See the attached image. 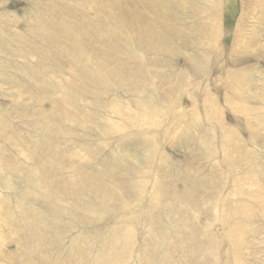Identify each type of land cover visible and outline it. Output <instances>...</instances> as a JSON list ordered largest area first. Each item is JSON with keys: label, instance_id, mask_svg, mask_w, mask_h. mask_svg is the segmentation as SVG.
Segmentation results:
<instances>
[{"label": "rangeland", "instance_id": "rangeland-1", "mask_svg": "<svg viewBox=\"0 0 264 264\" xmlns=\"http://www.w3.org/2000/svg\"><path fill=\"white\" fill-rule=\"evenodd\" d=\"M171 1L182 5L181 17L169 5L149 14L159 25L153 35L169 47H130L147 59L142 81L124 76L131 60L119 69L105 61L98 79L84 67L77 80L92 94L83 98L66 85L76 56L64 28L76 3L0 0V264H16L25 232L16 206L49 212L50 189L39 187L27 205L33 190L24 184L39 179L44 127L62 141L52 144L56 169L72 175L78 159L119 162L125 185L113 189L118 201L102 219L84 199L87 207L66 214L53 233L56 248L31 251L27 264H137L142 244L156 246L163 264H264V0ZM86 32L72 30L84 43Z\"/></svg>", "mask_w": 264, "mask_h": 264}, {"label": "bare ground", "instance_id": "bare-ground-1", "mask_svg": "<svg viewBox=\"0 0 264 264\" xmlns=\"http://www.w3.org/2000/svg\"><path fill=\"white\" fill-rule=\"evenodd\" d=\"M73 1L76 4L69 6L67 9V23L65 24L66 28L64 29L68 34L67 37H69V39L65 41L68 46H71L70 48L72 49L71 52L73 53V56H76V73L66 85L81 89L80 91L83 98L86 94H92V90L90 89L91 87L89 88V86L86 85L82 86L79 83L80 81L77 80L79 75L84 77L82 71H80L84 67H89L90 70H93L95 73L94 77L98 79L99 76H97L98 73H96V70L99 69L105 61L110 62L112 68L119 69V66H121V68L124 66L121 63L122 61L131 60L132 67L127 66L121 69L124 76L129 79L133 78L135 80L142 81L140 76L141 73L143 74L145 69L144 65H146L147 59L143 57L139 58L136 54V50L146 49L149 51L152 50L153 47L168 43V46H164L165 49H167L171 43V41H167L168 39L163 38L162 36L160 38L157 35H153L155 29H158L159 25L149 18H151L152 14H158V11L166 5H169L170 8L176 9V16L181 17L180 14H182V11H179L182 5L179 4V2L175 3L171 0H160L156 2L153 0H137L142 6L140 7V10L135 9L134 4L128 5L127 3L118 7L115 5V1L113 2V0ZM182 1L185 4L186 2L195 3V1L198 0ZM86 6L88 8L90 7V13L84 11ZM149 14L151 15L149 16ZM45 21H47L46 24H49L46 18L43 19L42 24H44ZM182 26L184 27L183 23ZM92 28H95L97 31L90 32L89 29ZM72 30H87V38L85 39L86 43H84L80 37H75ZM138 32L140 33V36L137 35ZM140 38H142V41H139ZM142 42H146V47L147 44L149 46L147 48L141 47ZM132 44H135L136 50L134 51L130 50ZM118 47L125 49L128 48L127 51H124L126 52V55L124 53L123 56H116L112 53V51L117 50ZM96 48L104 49L106 53H99L98 51L93 52L92 50ZM89 52L92 54V57L90 56L91 60L87 57V53ZM118 62H120V64ZM144 104L149 105L150 101H144ZM47 131H52L53 133L56 132L53 129L44 127L42 132L43 136L41 135L42 137H39V139L42 138L41 144H39V147L42 149H40L42 157L39 156L36 158V163L39 168V179L33 182L25 181L24 184L27 185L29 189L33 190L30 197H28L27 205H30V201L33 198V195L37 194L38 189H41L39 187L44 189L49 188V192H51L50 195L53 197L47 202L49 212H47L45 217H40L36 214L35 209L26 208L25 211L22 212V208L20 207L21 205L16 206V210H18L17 212L22 216V219L19 220L23 221L26 225L25 232L17 238L19 241L14 248V262L16 264L31 263L29 256L33 250L38 251L39 254L43 253L45 255L48 250L53 248L55 249L56 245L52 243L53 233L63 222L66 214L76 215L79 213V209L87 207L84 199H89L88 202L92 203L93 208L98 212V219H102V214L106 213L108 208L107 206L114 204V201H118L115 200L116 196H114L113 189L116 187H123L125 185V180L122 178V175H119V170L122 169V165L119 162L101 161L97 166L93 165L91 162L87 163L82 159H78L73 163L75 171L72 175H66L61 170L56 169L55 163L58 165L60 163L52 158L54 150V146L52 144L62 141L60 137H54L53 134H51L48 138L47 135H44ZM28 138L27 141L23 139V144L26 146H28L29 139L31 140V138ZM14 139L19 140L17 137ZM66 150L67 149L61 150L60 152L64 153ZM92 154L94 155L93 151ZM54 164L55 166H53ZM244 178L246 179V177ZM21 201H23V199ZM60 202H63V204H60ZM55 204L59 206L55 208ZM150 208L152 209L153 206L151 205ZM149 212L147 213L142 211L143 216L145 217V213H147L150 218H153L154 214ZM155 217L157 218L156 215ZM31 223H41L42 226H29ZM106 223L107 222H103L102 225H105ZM153 235L161 237L163 235V230H153ZM158 246L161 247L159 244ZM124 248L127 249L126 245ZM130 248L132 249L134 246L132 245ZM156 248L157 247L154 245L150 248L149 246L146 247L143 244L140 245L137 250L134 248L133 255H135L136 261H138L137 264H152V262H155L156 260V264H163L164 260H159V249ZM59 251H61L60 248ZM104 251H107V253L112 251L117 258L120 256L119 253L121 254V249L115 248L114 250H111L110 246H107ZM129 257L125 258L124 256L122 261H126ZM37 264H39V262H37Z\"/></svg>", "mask_w": 264, "mask_h": 264}]
</instances>
